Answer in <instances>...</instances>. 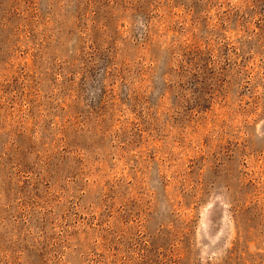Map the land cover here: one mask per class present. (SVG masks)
I'll return each mask as SVG.
<instances>
[{
	"label": "rangeland",
	"instance_id": "obj_1",
	"mask_svg": "<svg viewBox=\"0 0 264 264\" xmlns=\"http://www.w3.org/2000/svg\"><path fill=\"white\" fill-rule=\"evenodd\" d=\"M0 264H264V0H0Z\"/></svg>",
	"mask_w": 264,
	"mask_h": 264
}]
</instances>
